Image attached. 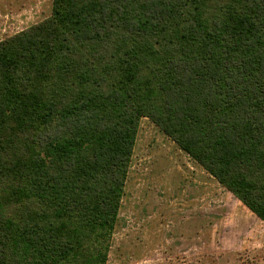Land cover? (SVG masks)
Masks as SVG:
<instances>
[{
  "label": "trees",
  "instance_id": "obj_1",
  "mask_svg": "<svg viewBox=\"0 0 264 264\" xmlns=\"http://www.w3.org/2000/svg\"><path fill=\"white\" fill-rule=\"evenodd\" d=\"M142 117L264 222V0H52L0 40V264H106Z\"/></svg>",
  "mask_w": 264,
  "mask_h": 264
},
{
  "label": "rangeland",
  "instance_id": "obj_2",
  "mask_svg": "<svg viewBox=\"0 0 264 264\" xmlns=\"http://www.w3.org/2000/svg\"><path fill=\"white\" fill-rule=\"evenodd\" d=\"M51 5L0 0V40ZM106 264H264V222L142 117Z\"/></svg>",
  "mask_w": 264,
  "mask_h": 264
}]
</instances>
